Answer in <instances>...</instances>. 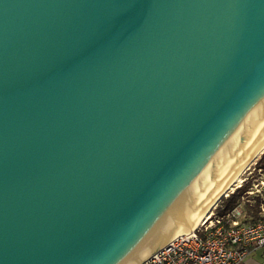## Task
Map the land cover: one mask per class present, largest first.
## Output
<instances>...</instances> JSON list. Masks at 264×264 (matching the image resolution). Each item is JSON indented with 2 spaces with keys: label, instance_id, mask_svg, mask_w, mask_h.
<instances>
[{
  "label": "water",
  "instance_id": "1",
  "mask_svg": "<svg viewBox=\"0 0 264 264\" xmlns=\"http://www.w3.org/2000/svg\"><path fill=\"white\" fill-rule=\"evenodd\" d=\"M263 145L264 0H0V264H142Z\"/></svg>",
  "mask_w": 264,
  "mask_h": 264
},
{
  "label": "built area",
  "instance_id": "2",
  "mask_svg": "<svg viewBox=\"0 0 264 264\" xmlns=\"http://www.w3.org/2000/svg\"><path fill=\"white\" fill-rule=\"evenodd\" d=\"M262 177L261 185L252 181L246 191V203L260 200V217L246 221L241 202L221 215L210 211L195 230L176 237L142 264H240L255 248L264 247V173Z\"/></svg>",
  "mask_w": 264,
  "mask_h": 264
},
{
  "label": "trees",
  "instance_id": "3",
  "mask_svg": "<svg viewBox=\"0 0 264 264\" xmlns=\"http://www.w3.org/2000/svg\"><path fill=\"white\" fill-rule=\"evenodd\" d=\"M255 163H256V168H259V169H261L262 172H264V151L261 153V156L256 160ZM249 186H250V182L242 184L240 187H237L235 190H233V192H230V193H228V195L223 196L219 200L218 204H216V205H218V206L221 205V207L223 208V211L231 209L234 205L239 203L241 193L246 192L248 190ZM260 203L261 202L257 197L255 198V204L254 205H248L247 203H245L246 207L243 206L244 211H245V213H247L251 216V217H247V214H246V218H245L246 221H251V220L257 219L256 217H258V214H259V204ZM221 207H219V208H221Z\"/></svg>",
  "mask_w": 264,
  "mask_h": 264
},
{
  "label": "bare ground",
  "instance_id": "4",
  "mask_svg": "<svg viewBox=\"0 0 264 264\" xmlns=\"http://www.w3.org/2000/svg\"><path fill=\"white\" fill-rule=\"evenodd\" d=\"M264 151V145L257 151L255 157L250 161L244 168H242L197 214L192 229L190 231L195 230L202 221L206 218L208 213L211 211V208L215 205V203L226 194V192L231 188V186L235 185L243 174V172L253 163V161ZM189 231V232H190Z\"/></svg>",
  "mask_w": 264,
  "mask_h": 264
},
{
  "label": "rangeland",
  "instance_id": "5",
  "mask_svg": "<svg viewBox=\"0 0 264 264\" xmlns=\"http://www.w3.org/2000/svg\"><path fill=\"white\" fill-rule=\"evenodd\" d=\"M261 156V154L253 161V163L243 172V174L240 176V178L238 179V181H237V183L233 186H231V188L226 192V194H228V193H230V191L231 192H233V190H235L237 187H240L242 184H244V183H247V182H250V184H251V182L252 181H256L259 185H261L260 183H259V181L263 178L262 177V175H263V173L264 172H261V171H259L258 170V168H256V160L259 158ZM245 178V179H244ZM240 185V186H239ZM264 187L262 186V189H263ZM223 196H226V195H223ZM222 196V197H223ZM247 196H248V193H246V192H243V193H241V195H240V199H239V202H241V204L244 206V207H246V205H245V203H246V198H247ZM221 197V198H222ZM220 198V199H221ZM219 199V200H220ZM219 200L215 203V205L216 204H218V202H219ZM250 203V204H249ZM249 203H247L248 205H254L255 204V202H253V200H250V202ZM247 205V206H248ZM216 206H218V205H216ZM214 207V206H213ZM212 207V208H213ZM243 207V208H244ZM211 208V209H212ZM247 214V213H246ZM200 235H202V234H200Z\"/></svg>",
  "mask_w": 264,
  "mask_h": 264
},
{
  "label": "crops",
  "instance_id": "6",
  "mask_svg": "<svg viewBox=\"0 0 264 264\" xmlns=\"http://www.w3.org/2000/svg\"><path fill=\"white\" fill-rule=\"evenodd\" d=\"M217 207L219 208V207H221V205L215 206L211 210L212 215H221L225 212V211H223L222 207L219 209ZM247 217H251V216L249 214H247ZM258 217H259V214H258ZM258 217H256V218H258ZM240 264H264V247L255 248L252 252H250L244 258V260Z\"/></svg>",
  "mask_w": 264,
  "mask_h": 264
}]
</instances>
